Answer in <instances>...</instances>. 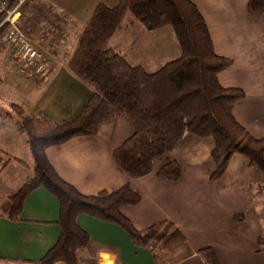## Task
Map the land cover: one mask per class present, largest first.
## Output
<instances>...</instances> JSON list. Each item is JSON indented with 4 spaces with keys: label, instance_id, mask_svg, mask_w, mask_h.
Masks as SVG:
<instances>
[{
    "label": "crops",
    "instance_id": "1",
    "mask_svg": "<svg viewBox=\"0 0 264 264\" xmlns=\"http://www.w3.org/2000/svg\"><path fill=\"white\" fill-rule=\"evenodd\" d=\"M192 1L206 20L216 53L233 60L230 67L219 73L220 84L245 92V97L233 107L234 117L250 135L263 138L264 15L252 16L249 0ZM118 2L29 0L19 25L47 51L50 63L44 73L28 77L12 61V47L0 43V115L12 103H18L31 116L45 113L57 122L75 118L93 91L70 72L67 63L94 8L99 3L113 7ZM37 16L42 21L35 25ZM126 16L109 45L130 65L145 68L144 57L138 60L134 51L142 48L140 53L144 54L149 42L147 34H164L162 40L156 38L152 43L156 45V57L153 51L151 55L148 52L152 63L157 58L156 71L181 55L179 43V49L171 45L169 32L176 38L173 29L149 31L136 18ZM41 23L45 25L42 27ZM31 27L35 31L28 29ZM132 133L130 124L116 117L101 124L96 135L75 137L49 147L46 153L57 173L84 195L113 192L130 183L141 196L137 205L124 211L135 228L143 230L153 224L171 223L186 241L156 251L137 247L120 226L80 214L77 223L90 237L89 245L78 253L80 264H205L198 254L204 247H212L221 264H264V198L256 204L252 189L253 185L264 183L261 171L251 167L244 155L236 153L225 171L211 179L215 167L211 157L214 140L186 134L169 153L154 162L150 174L130 179L115 162L113 151ZM170 161L181 169L177 181L156 175ZM31 165L25 136L15 131L11 120L0 116L1 202L25 183ZM238 215L240 219L236 218ZM59 216L58 199L44 188L30 193L17 220L0 215V264H42L41 259L58 241Z\"/></svg>",
    "mask_w": 264,
    "mask_h": 264
},
{
    "label": "trees",
    "instance_id": "2",
    "mask_svg": "<svg viewBox=\"0 0 264 264\" xmlns=\"http://www.w3.org/2000/svg\"><path fill=\"white\" fill-rule=\"evenodd\" d=\"M248 11L254 17L264 15V0H249ZM128 12L149 31L171 26L181 55L155 72L130 65L109 45ZM232 63V59L216 53L206 20L192 0H119L113 7L99 3L67 63L70 72L93 91L78 115L57 122L45 113L28 115L18 103L0 115L25 136L32 155L30 176L16 192L0 201V215L17 220L24 201L38 188L58 199L60 235L41 259L42 264H80L78 253L90 243L88 233L77 223L80 214L120 226L137 247L156 251L184 243L185 236L171 223L135 228L124 211L137 205L141 196L130 183L113 192L84 195L57 173L46 150L75 137L94 136L101 124L122 117L133 133L113 151V158L130 179L150 174L154 162L186 134L214 140L211 179L225 171L236 153L264 174V137L250 135L233 114L235 103L245 97V92L223 87L218 80L219 73ZM156 175L177 181L182 173L179 165L170 161ZM252 189L259 204L264 183ZM198 254L205 264H221L212 247L201 248Z\"/></svg>",
    "mask_w": 264,
    "mask_h": 264
},
{
    "label": "built area",
    "instance_id": "3",
    "mask_svg": "<svg viewBox=\"0 0 264 264\" xmlns=\"http://www.w3.org/2000/svg\"><path fill=\"white\" fill-rule=\"evenodd\" d=\"M29 0H0V43L13 49L12 61L18 70L28 77L45 72L49 55L29 38L19 25V18Z\"/></svg>",
    "mask_w": 264,
    "mask_h": 264
},
{
    "label": "rangeland",
    "instance_id": "4",
    "mask_svg": "<svg viewBox=\"0 0 264 264\" xmlns=\"http://www.w3.org/2000/svg\"><path fill=\"white\" fill-rule=\"evenodd\" d=\"M30 5V3H28V6ZM28 6H27V8H28ZM24 10V9H23ZM22 10V11H23ZM27 10V9H26ZM27 12H28V10H27ZM26 12V13H27ZM28 14V13H27ZM127 16H126V19H127V17H134L135 18V16L131 13V12H128L127 14H126ZM27 16V15H26ZM38 19V20H37ZM39 21L41 22L42 21V19L41 18H39L38 16L34 19V22H37L35 25H37V24H39ZM57 24H59L57 21H56V25ZM42 27L45 25V24H40ZM51 25L52 26H55V22L54 21H52V23H51ZM21 26V25H20ZM63 26H64V24H63ZM167 27H169V29H171V31H172V27L171 26H167ZM23 30H25V27H21ZM28 29H32L33 31H35V29L36 28H34V27H31V28H28ZM41 30V29H40ZM26 32H27V34L29 35V38L31 39V36H30V34H29V32L27 31V29L25 30ZM55 32L54 33H56L57 32V28L54 30ZM43 32V31H42ZM48 33V32H47ZM46 33V34H47ZM59 33V32H58ZM170 33V35H171V45H172V43L175 45V47H177L178 49H179V45H178V41H177V39L175 38V36H174V34H173V32H169ZM49 34V33H48ZM145 36V38H146V35H144ZM147 37L149 38V42H148V45L147 46H145L144 48H145V50H144V54H141L140 52H141V50H142V48H140V50H139V52H138V50H137V48L135 49V51H134V56L136 55V58H138V60H141V58H143L144 57V59H143V63H144V66H145V70L147 71V70H149L150 72H154V71H156V60H157V58L155 59V60H153L155 63H152L151 61L152 60H148V59H150V56H149V58H148V52H149V55H151L150 54V52H152L153 51V53H154V56L156 57V45H153L152 43H154V41H156V38H158L159 40H162L163 38H164V34H147ZM168 40V44L170 45V38H168L167 39ZM44 50V49H43ZM46 53H47V51L46 50H44ZM178 58V57H177ZM152 59V58H151ZM142 64V63H141ZM149 65H150V67H149ZM148 71V72H149ZM13 104V103H12ZM11 104V105H12ZM11 105H10V108H11ZM9 108V109H10ZM14 183H18V181H14ZM17 187H13V190H17L16 189ZM12 189V188H11ZM263 198H264V196H263Z\"/></svg>",
    "mask_w": 264,
    "mask_h": 264
}]
</instances>
